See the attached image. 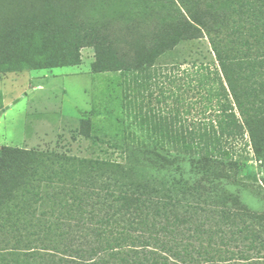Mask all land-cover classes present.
I'll return each instance as SVG.
<instances>
[{
    "label": "trees",
    "instance_id": "trees-1",
    "mask_svg": "<svg viewBox=\"0 0 264 264\" xmlns=\"http://www.w3.org/2000/svg\"><path fill=\"white\" fill-rule=\"evenodd\" d=\"M224 2L226 25L219 15L211 22L206 6L134 27L93 26L64 6L43 15L42 37L29 38L17 67L75 66L81 49L93 48V71L119 76L132 118L151 131L149 149L175 165L156 166L146 152L89 128L82 134L100 150L91 158L0 149V170H8L0 176V264H264L250 257L262 250L248 247L264 245V213L246 208L239 190L247 181L264 192V0ZM206 37L213 69L161 63ZM192 91L203 105L196 120L175 108ZM245 151L258 168L240 162ZM26 155L58 167L16 178L11 166Z\"/></svg>",
    "mask_w": 264,
    "mask_h": 264
},
{
    "label": "rangeland",
    "instance_id": "rangeland-1",
    "mask_svg": "<svg viewBox=\"0 0 264 264\" xmlns=\"http://www.w3.org/2000/svg\"><path fill=\"white\" fill-rule=\"evenodd\" d=\"M41 1L43 4L33 0H25L28 4L0 0V111L6 108L0 117V149L14 148L72 158H91L100 154V150L93 147L91 141L82 134L83 129L89 128L91 135H97L103 140L115 138L123 145L140 150L141 154L146 152L149 155L147 159L152 160L156 166H174L173 156L164 157L160 152L149 149L147 140L151 131L137 126L139 123L132 118L134 111L127 109L124 100L126 86L117 79L119 76L113 73L97 74L93 71V48L81 49L79 65L56 69L20 68L17 67L16 59L29 54L24 45L31 37H42L41 31L49 22L48 19H43V15H54L59 12V6L68 7L79 20L93 26L118 22L120 25L134 27L148 22H165L179 13L189 18L185 9L195 12L205 6L210 10L211 22L219 15L226 25L227 16L223 17L222 14L227 13L225 5L229 3L224 0H81L79 5L76 0H45V3L44 0ZM37 11L41 13L40 17L36 16ZM134 32L126 30L124 36L133 40L136 38ZM178 52L175 59H163L161 63H180L183 65L181 70L187 69L188 64L195 62L214 68L216 57L211 51L207 37L180 45ZM187 98L192 100L187 105H175V108L182 111L181 116L195 120L202 117L201 96L192 91ZM155 104L156 102L152 106ZM187 110L190 113H186ZM104 147L108 148V144ZM249 151L243 152V156L240 154V162L252 169L258 168V163ZM111 153H114L113 150ZM114 154L116 157V153ZM29 157L26 155L21 158L19 163L22 166H11V172L16 178L22 174L31 178L33 172H43L47 169L51 171L58 167L56 161L40 158L30 161ZM162 157L173 163H167ZM7 172L6 168H2L0 176L4 175L5 178ZM245 183L239 190L245 192L243 202L246 208L262 215L264 192L253 182ZM260 221L264 226V217ZM246 239L249 240L248 237ZM262 239L264 242L263 237ZM248 247L261 249L263 252L261 251L260 255L252 252L250 257H260L261 259H256L264 261V245ZM3 254L6 261L13 259L11 252L5 251Z\"/></svg>",
    "mask_w": 264,
    "mask_h": 264
},
{
    "label": "water",
    "instance_id": "water-1",
    "mask_svg": "<svg viewBox=\"0 0 264 264\" xmlns=\"http://www.w3.org/2000/svg\"><path fill=\"white\" fill-rule=\"evenodd\" d=\"M5 110H6V108H4L2 111H0V117L3 115Z\"/></svg>",
    "mask_w": 264,
    "mask_h": 264
}]
</instances>
